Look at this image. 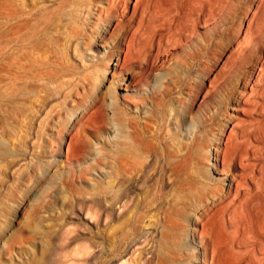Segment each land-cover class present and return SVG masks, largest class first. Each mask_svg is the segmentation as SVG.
Returning a JSON list of instances; mask_svg holds the SVG:
<instances>
[{"label": "rangeland", "instance_id": "374dc122", "mask_svg": "<svg viewBox=\"0 0 264 264\" xmlns=\"http://www.w3.org/2000/svg\"><path fill=\"white\" fill-rule=\"evenodd\" d=\"M253 90L264 0H0V264H264V160L230 131ZM98 93L127 125L93 107L82 154Z\"/></svg>", "mask_w": 264, "mask_h": 264}, {"label": "bare ground", "instance_id": "6f19581e", "mask_svg": "<svg viewBox=\"0 0 264 264\" xmlns=\"http://www.w3.org/2000/svg\"><path fill=\"white\" fill-rule=\"evenodd\" d=\"M131 52H132V48L130 45L128 51H126V53L123 54V57H122V53H120L118 55V57L115 58V62L113 64V69H112L113 74L114 73L117 74V73H120L124 70H127V62L130 59V56L132 54ZM152 68H154V67H152ZM151 73H152V71H151ZM135 81H136V79L133 75L130 76V78H124L123 79V83L126 86H135L136 87ZM258 95L260 96V98L258 100L254 99L255 96L259 97ZM93 103H94L93 106L88 107L87 109L83 110L82 115L80 117L77 116V117H79L78 119H81L79 121L78 125L75 123L71 124V126L74 127V130L78 131L83 136V138H82V154H85V152H90L95 147V145L92 144L89 136H87L86 134L83 135L84 130H85L84 129L85 124H84V120H83L84 118H82L93 107L95 108L94 110L92 109L93 112H95L97 114V120H95L93 122L94 123L93 127H96V128H99L100 130H102L101 133H105V134L115 133L114 135L117 136V130L119 129V128H117L118 125H120V127H122V128H125V126L127 125V123L124 122L123 118H121L122 117L121 112L119 110L115 109V108H117V100L116 99H113V103L109 104L107 99L105 98V93H98L96 98L94 99ZM243 105L249 106V108L241 107ZM236 106L238 108L240 107V110L242 111V113H244V114L247 113L248 115L251 116L248 120H246V122H248L249 124L250 123L251 124H257V127L254 128V130H248V129H239V128L234 126L230 131L232 132V141H233L235 149L239 150V149H241V147L243 145H246V151H247L246 154H248V155L249 154L259 155V153H260L262 159L264 160V90L263 91H261V90L254 91L253 90L249 94L240 95V99L238 100ZM109 107L113 109L112 115L109 112ZM255 112H260L261 115L263 116V119L255 118L254 117ZM116 117H117V119L122 120L119 122V124L115 121ZM248 131H252L253 133L248 132ZM226 135H228V134H226ZM116 136L113 139L110 138V140H109L110 143H108L106 145L107 153L111 157H115L118 160L120 166L123 163H125L126 161L131 162L132 160L137 159L139 145H138V140L136 138L135 131H133V134L131 132L127 131V133L121 137L123 139H120V138L116 139ZM176 138L177 137H175V139ZM96 145H98V143ZM243 160H246V158L242 157L241 155H237V157L235 158L236 163H239V162L241 163V162H243ZM215 161H216V163L220 162V160L217 158V156L215 158Z\"/></svg>", "mask_w": 264, "mask_h": 264}]
</instances>
